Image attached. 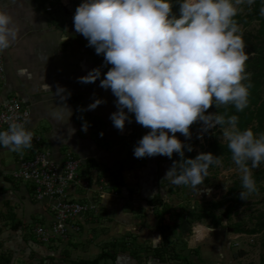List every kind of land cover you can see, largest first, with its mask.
Wrapping results in <instances>:
<instances>
[{
  "label": "crops",
  "instance_id": "0c3cea01",
  "mask_svg": "<svg viewBox=\"0 0 264 264\" xmlns=\"http://www.w3.org/2000/svg\"><path fill=\"white\" fill-rule=\"evenodd\" d=\"M76 1L80 4V0ZM0 8L12 16L17 29L16 41L1 53L4 77L0 80V107L11 97L19 98L29 110L24 127L41 136V145L50 156L62 161L70 152L80 159V174L90 181V187L71 188L69 195L95 206L74 219L72 224L78 230L60 240L62 243L41 242L33 229L38 224L52 223L53 201L36 199L31 182L12 177L25 150L14 152L0 147V264H40L41 257L51 254L45 253L48 248L55 252L62 246L70 249V258L92 259L117 241L120 230L141 226L151 237L144 245H156L157 212L150 201L161 196L165 202L167 197L169 168L165 156L134 157L136 145H129L139 126L134 114H129L131 122L126 121L123 131L118 130L109 118L117 110L111 90L101 88L99 79L79 82V77L95 67L84 47L87 39L75 31L74 13L68 11L76 8L75 3L0 0ZM58 88L64 91L58 93ZM96 98L105 102L94 110H86ZM85 121L87 131L82 130ZM113 177L121 180L117 188L111 186ZM70 236L83 241L72 242L69 247L73 239ZM90 250L95 253L90 255ZM148 254L142 260L129 251L118 252L115 261L99 264H176L160 263Z\"/></svg>",
  "mask_w": 264,
  "mask_h": 264
},
{
  "label": "clouds",
  "instance_id": "9594fccd",
  "mask_svg": "<svg viewBox=\"0 0 264 264\" xmlns=\"http://www.w3.org/2000/svg\"><path fill=\"white\" fill-rule=\"evenodd\" d=\"M254 2L82 0L75 10V31L103 56V65L79 77V82L99 79L101 88L111 90L117 110L109 118L115 128L123 131L126 121L131 122L129 114H134L135 121L149 129L134 147V157L179 155L181 159L166 172L174 185L196 189L204 183L209 167L221 164V158L211 152L185 158V149L191 152L193 148L175 134L190 139V126L200 121L197 138L216 126L223 129L231 159L241 174L240 198L246 200L257 190L252 169L264 164V133L254 134L251 128L241 131L236 115L207 112L213 105L231 104L237 111L248 107L251 82L243 81L249 77L245 70L249 56L234 18L238 6ZM260 15L264 16V6ZM16 39L12 16L0 8V53ZM107 65L111 67L101 79V69ZM63 91L58 88V93ZM103 102L96 98L86 110ZM87 128L85 121L82 130ZM32 140L33 133L17 121L0 130V147L14 152L30 149Z\"/></svg>",
  "mask_w": 264,
  "mask_h": 264
},
{
  "label": "rangeland",
  "instance_id": "374dc122",
  "mask_svg": "<svg viewBox=\"0 0 264 264\" xmlns=\"http://www.w3.org/2000/svg\"><path fill=\"white\" fill-rule=\"evenodd\" d=\"M70 1L72 4L75 3L77 8L79 5L78 1ZM238 7L240 8L238 13L246 14L251 10L253 4H243ZM76 8H68L69 13L70 11L75 13ZM256 28L257 22L253 21L246 29L255 31ZM214 109L215 107H210L207 112L215 113ZM201 125L198 130H190L192 131L190 139H186L179 132L175 135L186 145H191L192 151L197 155L209 148L206 144L210 140L228 143L223 136V129L218 126L203 133L202 138H197L198 134L201 133ZM136 128L131 135L129 145L132 143L136 145L142 136L149 131V129L140 124ZM253 132L258 135L257 131L253 130ZM134 136H136V139ZM134 145H131V147ZM257 171H264V164H261L259 168L252 169V173ZM208 173L204 183L196 189L187 185H174L170 182V178H167L168 190L166 189L167 197L165 203L168 206L177 212L181 207L193 209L194 213L211 210L220 218V224L216 227H214L209 218L194 221L191 224L190 233L188 235L183 233L180 239L175 240L176 251L181 256H186L193 264H264V228H259V225L264 220V190L257 189L246 200L241 199V202L232 210L230 215H227V208L243 190L242 186H240L235 193L229 194L230 188L241 181L238 167L232 159H223L220 165L209 168ZM260 185L264 186V179L261 180ZM216 204L219 206L215 207L214 205ZM138 225L140 226V224ZM197 227L202 229L200 234L196 231ZM236 227L242 228L243 231L237 232L235 230ZM138 228L120 230L117 241L130 240L127 233H131L135 236L131 239L133 244H138L141 247L137 251L140 254L138 257L144 260L147 253L144 243L146 239H151V237L148 235L147 229H142V226ZM251 229H256V232L251 233L249 231ZM80 236L78 235V237ZM80 241L83 240L75 239L74 237L68 245L70 247L73 244L72 242L79 243ZM148 245L150 246L151 244L149 243ZM75 253L80 256L77 252ZM89 253L92 255L95 250H90ZM173 262L178 263L177 261ZM183 264L186 263L183 262Z\"/></svg>",
  "mask_w": 264,
  "mask_h": 264
},
{
  "label": "trees",
  "instance_id": "16d2710c",
  "mask_svg": "<svg viewBox=\"0 0 264 264\" xmlns=\"http://www.w3.org/2000/svg\"><path fill=\"white\" fill-rule=\"evenodd\" d=\"M42 3L45 0H40ZM82 3V0H80ZM264 6V0H255L253 7L246 14L238 13L234 18L241 30L244 42H245V52L248 54L249 59L246 61V72L249 74L248 80L243 81V83L251 82V87L249 88V104L243 111H237L235 107L231 104L222 105L219 108L215 107L214 112L220 114H225L226 116L236 115L238 116L237 127L242 131L244 129L251 128L254 131L258 132V135L264 133V16L260 15V8ZM178 10V5L174 6V11ZM257 22V28L255 31L247 30L246 28L253 22ZM88 55L91 57L94 67H100L103 65V56L97 55L93 47L88 46V42L84 46ZM111 65L102 67V76L103 73H106ZM75 99V98H74ZM77 100V97L76 99ZM202 122L197 121L190 126L191 129L198 130ZM220 127V126H218ZM192 133V131H191ZM197 137V136H196ZM228 143H221L216 140H210L206 145L209 148L204 152H211L216 156H219L221 160L231 159V152L227 147ZM137 145V144H136ZM25 150V149H24ZM25 155L28 154L25 151ZM197 154L194 151H187L185 149V158H195ZM181 158L178 154L174 153L171 158L165 156L166 166L170 169L174 161H179ZM217 165H211L209 168H214ZM253 179L256 182L257 189L264 190V186L260 185L262 179H264V171H257L252 173ZM33 185V184H32ZM121 185V180L119 177H113L111 186L117 188ZM242 186V181L236 183L229 190V194L235 193L238 188ZM34 188V186H33ZM158 197V196H157ZM150 201V205H153L156 208V227L159 232V242L156 245L146 247V252L150 253L153 258H155L160 263H167L171 261H177V264H193L190 262L186 256H181L179 252L176 251V242L181 238L182 234L185 235L190 233V225L197 220L209 218L213 223L214 227L220 224V218L214 214L213 211H200L194 213L193 209H187L186 207H181L177 212L168 206L162 199L161 196ZM241 202L240 195L236 196V199L233 203L227 208L226 214L230 215L232 210ZM218 207L219 205H214ZM260 229L264 228V220L259 225ZM175 227V229H172ZM188 227V229H185ZM175 230V231H174ZM185 230V231H184ZM237 232H242V228L236 227ZM251 233L256 232V229L249 230ZM130 240H119L111 242L110 248L104 250L97 254L92 259H83V258H70V249L67 247L60 248L57 251L49 250L45 251L46 254L44 257H41L40 264H99L100 262H106L107 260L115 261L116 255L118 252L126 253L129 251L131 255L140 256L138 250L141 248L138 244H133L131 240L133 236L131 233H127ZM68 239V238H67ZM58 240L66 239H53L49 244L54 242H60ZM70 242V241H68ZM45 243V242H43ZM137 252V253H136ZM44 253V254H45ZM145 256H149V254ZM135 257V256H134ZM43 258V259H42ZM47 260V262H46ZM46 262V263H45ZM181 262V263H180Z\"/></svg>",
  "mask_w": 264,
  "mask_h": 264
},
{
  "label": "built area",
  "instance_id": "2783aa9c",
  "mask_svg": "<svg viewBox=\"0 0 264 264\" xmlns=\"http://www.w3.org/2000/svg\"><path fill=\"white\" fill-rule=\"evenodd\" d=\"M47 10H50L48 7ZM4 77V63L0 53V80ZM29 117V110L17 97H11L0 107V130H7L13 121L23 125ZM33 133L32 147L25 149L28 154L19 157V167L11 175L14 179L31 182L34 197L38 200L48 198L53 201L51 211L52 223L48 226L35 225L33 231L41 241L48 243L53 239H67L71 232L77 231L72 224L74 219L95 206L70 198L71 188L89 189L90 181L81 176V161L67 152L62 161L53 159L41 145V136Z\"/></svg>",
  "mask_w": 264,
  "mask_h": 264
},
{
  "label": "bare ground",
  "instance_id": "6f19581e",
  "mask_svg": "<svg viewBox=\"0 0 264 264\" xmlns=\"http://www.w3.org/2000/svg\"><path fill=\"white\" fill-rule=\"evenodd\" d=\"M196 231L198 232V234H200V233H201V229H200V227H197V228H196Z\"/></svg>",
  "mask_w": 264,
  "mask_h": 264
}]
</instances>
